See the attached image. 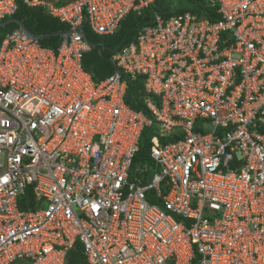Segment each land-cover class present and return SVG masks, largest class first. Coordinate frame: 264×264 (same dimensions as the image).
Listing matches in <instances>:
<instances>
[{
  "label": "built area",
  "instance_id": "2783aa9c",
  "mask_svg": "<svg viewBox=\"0 0 264 264\" xmlns=\"http://www.w3.org/2000/svg\"><path fill=\"white\" fill-rule=\"evenodd\" d=\"M21 1L71 34L0 44V264H65L76 243L88 264H264V0H210L216 22L155 15L98 82L79 29L113 35L155 0ZM147 127L153 174L134 165Z\"/></svg>",
  "mask_w": 264,
  "mask_h": 264
},
{
  "label": "trees",
  "instance_id": "16d2710c",
  "mask_svg": "<svg viewBox=\"0 0 264 264\" xmlns=\"http://www.w3.org/2000/svg\"><path fill=\"white\" fill-rule=\"evenodd\" d=\"M70 0H59L58 3ZM197 6H179L172 3L170 0H155V2L142 9L139 13L131 12L120 23L119 28L113 35L97 36L93 34L89 28L84 25L87 38L91 43L96 44L88 52L83 54L82 67L88 72L95 82L101 81L114 73L115 67L110 59L112 55L130 43H134L139 32L147 27L154 25L155 15H160L164 19L172 16H178L184 13L201 14L202 18H207L211 22H216L220 16L216 14L217 4H212L210 0H196ZM18 9L12 18L22 20L25 27L35 35L52 34L59 31H66L68 27L60 23L58 20L50 17L45 9L41 7H28L21 0L17 1ZM179 6V7H177ZM15 24H10L6 28H0V44L7 33L18 29ZM62 39L58 36L50 37L38 41L40 46L57 51ZM124 78V77H123ZM126 79L127 89L124 97L126 105L137 112H143L150 117L146 109L144 100L146 97L142 79L136 81ZM154 127H147L143 130L139 142V152L134 157V165L149 163L150 160V145L152 138L156 135H149L148 132ZM65 264H88L82 247L76 243L71 249L65 260Z\"/></svg>",
  "mask_w": 264,
  "mask_h": 264
},
{
  "label": "water",
  "instance_id": "95a60500",
  "mask_svg": "<svg viewBox=\"0 0 264 264\" xmlns=\"http://www.w3.org/2000/svg\"><path fill=\"white\" fill-rule=\"evenodd\" d=\"M10 24H15L19 27V29H21L27 36H29L32 40L34 41H40V40H43V39H47V38H50V37H62V36H68L69 34H71V31L69 30H66V31H59V32H55V33H52V34H46V35H35L33 33H31L24 25V22L22 20H18L16 18H12V19H9L5 22H1L0 23V28H6L8 25ZM79 31L81 32L82 36H83V40L92 48V47H95L96 44L94 43H91L88 38H87V35H86V32L84 30V28H80Z\"/></svg>",
  "mask_w": 264,
  "mask_h": 264
},
{
  "label": "rangeland",
  "instance_id": "374dc122",
  "mask_svg": "<svg viewBox=\"0 0 264 264\" xmlns=\"http://www.w3.org/2000/svg\"><path fill=\"white\" fill-rule=\"evenodd\" d=\"M172 3L174 4H177L179 6H183V7H187V6H197V2L196 0H170ZM64 3L63 1H61L60 3L56 4V6H62ZM177 6V7H179ZM203 127L204 129L208 130L209 129V126H208V123L206 121H201L200 123V128L202 129H199L198 131H202L203 132ZM158 133V131L156 129H151L149 132H148V136L149 135H156ZM149 170H150V174H153L154 173V168H153V164L151 161H149ZM149 181H150V178H149ZM48 205V202L46 200H42L41 201V208L45 209ZM26 262L24 261H17L15 262L14 264H25Z\"/></svg>",
  "mask_w": 264,
  "mask_h": 264
},
{
  "label": "clouds",
  "instance_id": "9594fccd",
  "mask_svg": "<svg viewBox=\"0 0 264 264\" xmlns=\"http://www.w3.org/2000/svg\"><path fill=\"white\" fill-rule=\"evenodd\" d=\"M5 22V21H4ZM82 247V246H81ZM82 251H83V248H82ZM84 254V253H83ZM85 257V256H84ZM86 259V258H85Z\"/></svg>",
  "mask_w": 264,
  "mask_h": 264
},
{
  "label": "crops",
  "instance_id": "0c3cea01",
  "mask_svg": "<svg viewBox=\"0 0 264 264\" xmlns=\"http://www.w3.org/2000/svg\"><path fill=\"white\" fill-rule=\"evenodd\" d=\"M59 0L57 1V4H58ZM66 3V2H65Z\"/></svg>",
  "mask_w": 264,
  "mask_h": 264
}]
</instances>
